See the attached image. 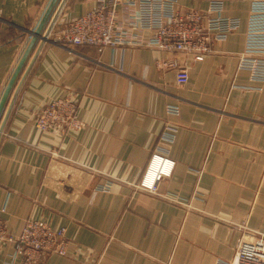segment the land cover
I'll return each instance as SVG.
<instances>
[{
  "label": "crops",
  "instance_id": "0c3cea01",
  "mask_svg": "<svg viewBox=\"0 0 264 264\" xmlns=\"http://www.w3.org/2000/svg\"><path fill=\"white\" fill-rule=\"evenodd\" d=\"M130 1L120 2L119 25L147 42L150 31L131 28L139 12ZM50 2L0 0V100ZM96 3L59 0L48 40L38 41L9 97L0 219L13 237L29 219L65 229L67 255L41 264L230 262L246 232L264 235V79L241 66L250 1H223L224 16L240 25L203 61L133 43L103 53L59 45L61 28ZM176 4L208 10L211 0ZM183 66L190 79L179 86ZM55 99L77 104L79 128H37ZM156 154L175 166L151 192L140 183ZM16 251L6 242L0 264H25Z\"/></svg>",
  "mask_w": 264,
  "mask_h": 264
},
{
  "label": "built area",
  "instance_id": "2783aa9c",
  "mask_svg": "<svg viewBox=\"0 0 264 264\" xmlns=\"http://www.w3.org/2000/svg\"><path fill=\"white\" fill-rule=\"evenodd\" d=\"M224 0H211L208 10L177 8V0H131L129 6L139 12L131 25L150 31L147 42L136 41V35L119 25L121 0H97L95 7L83 16L65 24L56 34V42L66 48H91L99 53L106 49L134 45L155 47L168 52H181L203 61L212 51L215 41L224 40L239 25V19L224 16ZM251 3L248 18L247 48L241 66L253 72L256 79H264V0H247ZM138 17V18H137ZM128 36L131 38L128 40ZM135 36V37H133ZM242 67V68H243ZM190 74L186 66L178 67L176 83L184 86ZM77 104L71 99H55L37 118L41 131L79 128ZM169 112L177 113V106H169ZM175 162L162 155H154L140 187L155 192L165 177H170ZM103 190L108 191L107 188ZM8 241L17 244L16 254L25 264H41L48 254L66 256L69 239L64 228L54 229L41 220H27L22 232L13 237L5 222L0 219V249ZM224 264H264V235L246 234L240 239L233 259Z\"/></svg>",
  "mask_w": 264,
  "mask_h": 264
},
{
  "label": "water",
  "instance_id": "95a60500",
  "mask_svg": "<svg viewBox=\"0 0 264 264\" xmlns=\"http://www.w3.org/2000/svg\"><path fill=\"white\" fill-rule=\"evenodd\" d=\"M58 3H59V0H51L46 12L44 13L41 21L39 22L38 26L36 27V29L34 31L31 32L32 38H31L27 48L25 49L18 65L16 66V68H15L6 88H5V91L2 95V98L0 100V121H1L2 114H3V112L7 106L8 101H9V97L11 96V93L13 92V89L15 88L16 83H17L21 73L23 72L25 65H26L27 61L29 60L35 46L37 45L38 41H40V40H43V41L48 40V36L51 33L52 29L51 28L48 29L47 26H48L49 20L51 19V16L54 13ZM44 32H45V34L43 35ZM6 117L3 121V123L0 125V132H2V129L4 127Z\"/></svg>",
  "mask_w": 264,
  "mask_h": 264
}]
</instances>
